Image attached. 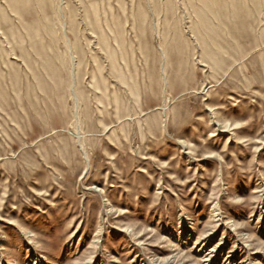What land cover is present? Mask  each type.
<instances>
[{
    "label": "rangeland",
    "instance_id": "1",
    "mask_svg": "<svg viewBox=\"0 0 264 264\" xmlns=\"http://www.w3.org/2000/svg\"><path fill=\"white\" fill-rule=\"evenodd\" d=\"M220 241L264 264V0H0V264Z\"/></svg>",
    "mask_w": 264,
    "mask_h": 264
},
{
    "label": "bare ground",
    "instance_id": "2",
    "mask_svg": "<svg viewBox=\"0 0 264 264\" xmlns=\"http://www.w3.org/2000/svg\"><path fill=\"white\" fill-rule=\"evenodd\" d=\"M8 41V40H7ZM11 44V43H10ZM13 53V52H12ZM27 60V59H26ZM204 93V92H203ZM200 94V93H199ZM215 114L214 113H210V119H215ZM211 121V120H210ZM212 121H216V120H212ZM214 125L215 126H217V127H221V125L222 124H219L217 121H216V123L214 122ZM228 127H230V126H226V128H228ZM215 132H216V129H215V131L213 132V133H211L210 134V138H215L217 135L215 134ZM227 141H228V138H227ZM180 145L182 146V148H186L187 147V145L185 144V143H180ZM93 189H95V191L96 192H101V190H99V189H97V188H93ZM93 189H91V190H93ZM89 190V189H88ZM114 212V208L112 207V206H110V207H108V209L106 210V213L107 214H110V213H113ZM212 213H213V215H212V218H213V220H215L214 222L217 224L216 226H219L220 225V221H222V211H221V209H220V207H219V205L218 204H216V205H214L213 207H212ZM187 221H188V219L186 220V219H182V220H180L179 221V229L180 230H182V232H183V238H185L186 236H185V227H186V225H188V223H187ZM185 231V232H184ZM125 232V231H124ZM98 233H100V229H99V231H98ZM97 233V234H98ZM236 233H238V232H236ZM32 237V236H31ZM180 238V236H178V239ZM243 238H246V236L244 235L243 236ZM172 243V242H171ZM197 244V243H196ZM222 246H223V244H222V241H220L219 243H218V245H216L215 247H213V248H211V249H209V251L208 252H206L205 253V255L203 256V257H201V259H200V263L201 264H214L215 263V261H216V258H217V255H218V253L223 249L222 248ZM235 246V245H234ZM198 251V250H197ZM232 252V251H231ZM227 258H229V257H227ZM177 262L178 261H175V256H173V257H167L165 260H162V261H157L156 263H154V264H177ZM243 263H245V261H242L240 264H243ZM148 264V263H147ZM182 264H184V263H182ZM223 264H229V262H228V259H226V261L223 263Z\"/></svg>",
    "mask_w": 264,
    "mask_h": 264
}]
</instances>
